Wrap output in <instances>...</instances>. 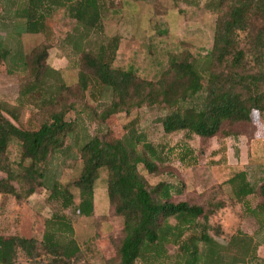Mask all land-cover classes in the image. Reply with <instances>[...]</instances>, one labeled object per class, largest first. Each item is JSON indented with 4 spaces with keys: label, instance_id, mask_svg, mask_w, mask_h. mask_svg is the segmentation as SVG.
I'll list each match as a JSON object with an SVG mask.
<instances>
[{
    "label": "trees",
    "instance_id": "1",
    "mask_svg": "<svg viewBox=\"0 0 264 264\" xmlns=\"http://www.w3.org/2000/svg\"><path fill=\"white\" fill-rule=\"evenodd\" d=\"M2 1L0 65L6 64L11 74H24V80L17 105L0 102V195L15 198L21 206L43 188L60 210L46 220L42 241L0 235V264H16L20 255L27 264H80L82 250L75 228L63 211L74 208L80 216L95 215V189L102 172L123 234L106 264H137L150 255L166 258L168 245L177 248L178 264L255 260L261 243L253 236L237 232L223 245L211 235H223L211 218L226 207L225 202L210 201L206 206L174 203L170 183L151 186L140 170L157 173L158 164L166 160L165 149L136 127L118 123L121 114L129 118L143 108H161L167 111L160 120L165 134L185 132L210 139L219 133L232 136L223 130L226 124L251 122L254 112L263 114L264 0L209 2L206 9L217 20L206 75L198 71L195 56L180 53L171 57L154 80L141 78L133 68L115 67L119 36L91 46L93 35L100 38L105 34L103 0ZM61 13L75 21L73 30L60 41L78 57L77 81L72 85L65 84L62 73L49 63ZM25 35H42L44 42L26 52L22 45ZM88 99L107 104L96 110L104 129L81 148L79 177L63 184L50 166L75 134L76 121L68 115L76 103ZM25 108L39 117L32 128L18 125ZM13 144L20 152L16 161L11 159ZM229 183L233 186L230 199L264 227V202L255 208L249 203L251 196L264 199V182L257 189L245 173H239ZM73 189L80 194L77 206Z\"/></svg>",
    "mask_w": 264,
    "mask_h": 264
},
{
    "label": "rangeland",
    "instance_id": "2",
    "mask_svg": "<svg viewBox=\"0 0 264 264\" xmlns=\"http://www.w3.org/2000/svg\"><path fill=\"white\" fill-rule=\"evenodd\" d=\"M211 1L103 0L105 34L100 38L93 35L91 46L119 36L121 45L115 67L133 68L144 79H157L167 68L171 57L180 53L195 56L198 71L206 75L217 20V16L206 9ZM2 2L6 4L7 1ZM57 18L49 63L62 73L65 84L72 85L77 81L78 57L62 47L60 41L73 30L75 21L64 13ZM43 42L42 35H25L22 38L26 52ZM23 80L24 74H11L8 66L1 64L0 102L17 105ZM58 84L61 85V82ZM105 105L84 100L76 103V109L68 115L70 120L76 121L75 134L50 166L58 172L63 184L79 177L82 168L81 148L104 129L97 119L96 110ZM166 113L161 108H143L132 112L129 118L125 114L119 116V125L136 127L139 132L146 134L150 142L165 149L166 160L158 164V172L150 174L141 168L142 176L151 186L160 182L170 183L175 190L174 203L189 202L206 206L210 201L225 202L226 207L211 218V224L221 227L223 235H211L223 245H227L237 232L253 236L256 243H261L257 258L240 264H264V227L260 228L255 217L250 216L241 204L230 199L233 186L229 183L237 174L245 173L247 181L257 189L263 184L264 113L254 112L251 122L224 125L223 130L231 132L230 137L219 133L210 139L188 136L185 132L165 134L160 120ZM38 120L35 112L25 108L18 125L32 128ZM187 151L189 154L184 157ZM19 155L18 145L13 144L11 159L16 161ZM72 192L77 206L80 194L76 189ZM48 195L45 189L40 188L21 206L15 198L0 195V235H20L42 241L46 220L60 210L57 203L48 200ZM262 202L264 199L259 195L249 197L253 208ZM95 205V215L91 217L80 216L74 208L63 211L75 228L76 240L82 250L80 264H106L123 237L122 220L114 215V208L109 203L105 172H102L96 184ZM167 251L166 258L155 259L150 255L137 264H178L177 248L168 245ZM16 264H27L23 255L19 256Z\"/></svg>",
    "mask_w": 264,
    "mask_h": 264
},
{
    "label": "crops",
    "instance_id": "3",
    "mask_svg": "<svg viewBox=\"0 0 264 264\" xmlns=\"http://www.w3.org/2000/svg\"><path fill=\"white\" fill-rule=\"evenodd\" d=\"M263 262H264V260H263Z\"/></svg>",
    "mask_w": 264,
    "mask_h": 264
}]
</instances>
